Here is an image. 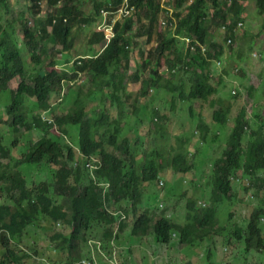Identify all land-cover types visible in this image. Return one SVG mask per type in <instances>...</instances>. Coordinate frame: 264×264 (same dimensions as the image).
<instances>
[{"label":"clouds","instance_id":"1","mask_svg":"<svg viewBox=\"0 0 264 264\" xmlns=\"http://www.w3.org/2000/svg\"><path fill=\"white\" fill-rule=\"evenodd\" d=\"M21 1L26 5V9L30 13V17L33 23H35L36 19L46 20L49 16L48 14L56 12L57 10L63 8V6L66 5L65 0H58L56 4H51L49 2L50 0H42L38 4V13H36L37 16L35 17L30 12V8L32 12L35 11L33 7V1ZM106 1L108 5L103 8L101 12L102 16L96 24H94L93 26H89L83 24L82 22L79 25L76 24L74 27L71 26L69 28L73 34L72 43H74V48L71 51H66L64 46L60 44L55 50V59L57 60L58 64L57 70L66 74L63 76V81L60 82L59 86L56 89H53V91L50 92V95L46 100L44 99V96L40 94V92L37 93L35 91L29 90L28 96L25 97V104L22 108L23 111L19 115V117L14 121L15 125L13 126V123L10 125L9 123L11 122H9L7 123V125L2 127H10L8 129L9 134L5 136L6 141L8 140V137H12L13 140L16 136H20V140H22V130H24V133H32L34 131L38 132L41 135L40 140L48 136L49 134H52L55 137L62 136L61 132L63 131H60L57 128L58 123L56 121V118L58 117H56L55 115L56 111L54 110V106L58 101L63 104H65V102H69V104L72 106L70 109H72V111L74 112L83 110L84 108V110L86 111V121H89V119H87L88 117H106L109 120H107L108 123L106 124L107 129H99V135L104 134L107 130H110V128L118 129L117 133L111 132V138L116 140V147H121V150L117 151L114 149L115 147H110V152L122 154L121 156H119V159L126 166H130V163L127 162L133 155L130 154L128 143L130 142V140L124 139L120 142V138L122 137L124 127H126V125L129 126V130L130 128L141 130L146 126L147 123L145 122L153 117V114L154 116L157 115L156 110L149 112L151 113L150 115H148L149 113L146 114L144 112L135 113L132 110L128 111L129 107L131 109L143 107V97L147 95L149 90L152 91L150 84L155 83L157 80H160V75L156 71H154L155 67L153 69H150L154 72L153 74L149 75V78H147V76H143L144 79L148 80L146 81V85L142 82L141 79L136 83H131L138 84V88L134 92H127L130 94V97L129 99L125 98L126 102H124V114L121 119H119V117L117 116L112 117L109 112H106L108 108L113 107L117 108L118 110V106L116 104L112 105L111 100L106 94L102 95L97 93L96 88L98 87V85H95L90 82V86L84 85L83 87H80L77 91L78 98L76 100L72 98V94H67L66 88V85L68 83H77L79 79H82L84 77L86 79H89L90 74L81 70V68L85 66V63L87 61H96L105 54V52L117 39L116 29L120 23H124V21L126 20H131L133 23V30L130 33V56L133 55L132 50L140 47V41L142 42L143 35L139 36V29H141V27L139 28L140 25L135 24V21H138L140 16H143V14L147 11H145L144 13H139L136 6L133 4V0H122V4L120 5H116L114 0ZM160 2L161 10H159V12H161V17L159 18V22H156V32H166L167 25L169 24L170 27H172V24L175 22V26L171 28V30L175 32L173 36L176 40L175 45L171 50V53H175L176 56H171L169 58L167 56V63L165 62V58H162L160 62H163L170 67V70L166 71L164 74H170L172 77H176L177 75H175L174 73L179 70L182 80L178 86H174V92L169 91V88L173 86L170 84L169 80L163 81L162 84L157 87L161 90L167 91L168 93L170 92L172 95L176 93L180 101L187 103V105L189 104L186 108H183L188 109L189 114L195 112L197 109L196 107L190 105L194 104L195 101H202L208 103L212 108L217 106V108L213 111L214 125L220 126V130L226 129L228 123V116L231 110L226 115H222V105H220L216 101L217 96H208L207 100H201L198 98L193 99L192 97V94L197 90L195 85L192 86L191 84H189L190 78L194 74H196L197 71L196 63L192 60L194 58L196 48H199L201 53L203 54L205 52L206 45L200 43L196 36L187 37L181 36L184 34H176V31L179 28L178 18L176 20L174 15L176 13V10L183 11L186 6H191L194 1L188 0L185 5H182L180 7V9L178 6V8H175V10L171 5L173 3L172 0H161ZM15 3L12 1L11 5H15ZM44 3H46L48 7L46 15H42ZM87 3L92 6L93 10L91 0H86L85 4ZM173 5L175 6V4ZM184 12L182 16L184 15ZM64 20L65 23H70L69 17L64 18ZM170 20H172L173 23H171ZM238 21L239 20H236L235 22H229L228 20L225 23L220 22L219 24L222 29V36L224 37V40H227V44H232L233 40H236L238 30L243 28V22ZM160 22H162L161 26L159 25ZM56 23L57 20L54 19L52 26ZM141 24L145 25V27L143 26V31L147 33V42L151 44L153 42V39L151 40L149 38V33L147 32L149 31L148 20L142 18ZM158 28L162 29L163 31L158 30ZM84 33L86 34V38L80 41V38ZM209 34L210 36H213V34ZM97 35L105 36L104 42L100 46L92 45ZM243 35L246 37L249 36L246 32H244ZM181 38L189 39L190 43H186L185 41L180 40ZM154 40L156 42L157 49L158 36H155ZM180 43L184 44V49L182 51H180L178 48V45H180ZM60 57L64 58L63 65H60L58 62ZM152 57L153 60L158 63V61L155 59L154 53L152 54ZM30 61L34 64L33 72L35 73V70L37 72L39 63L34 59H30ZM45 62L47 63L48 67L51 65L50 60H45L42 64L44 65V67L46 64ZM216 62L217 63H215L214 65L220 67L222 61L219 60ZM69 66L71 67V69H67V67ZM26 67H29L27 63L24 66V70H27L25 69ZM128 70V68H124L122 70V73L126 76ZM137 70L138 74L141 76L140 66L135 70V72H137ZM28 73L32 74V71H29ZM46 73L43 75L44 77ZM133 74L134 72L132 74L130 73V76H126V81L130 80ZM185 74H190V76L186 77ZM210 75L213 76L212 73ZM152 76L154 77L152 78ZM28 78L30 77L25 76V78H21V81L18 80V85H21L22 83L28 84V82H26ZM256 83L263 84L264 81L259 80ZM33 84L34 82L28 85ZM126 84L125 88L127 87ZM185 85L190 86V88L185 90ZM145 87L147 88L145 89ZM84 89H88V92L86 94H84ZM262 90L264 91V87L262 88ZM106 92L109 93L108 90ZM234 93L232 94V96L235 95ZM36 94H38L42 98V101H40L38 97L35 96ZM123 97L124 95L122 96V98ZM102 98H106L108 100L109 105H106L105 101ZM30 99L34 101L35 106L33 107L39 110V113L33 116L32 119H30L29 115L31 107L27 105ZM87 101L89 102L87 103ZM171 103L172 104L170 105L173 106V108L178 107V102L173 101V99H171ZM89 104L94 106V108L90 112L87 111ZM120 109L122 108L120 107ZM118 116H120L119 111ZM191 117H193V115ZM220 117L224 118L223 122L220 121ZM256 118L259 117L256 116ZM244 119L248 121V125L244 129V131L247 132L245 140L249 141L251 131H256L259 128H262L264 130V120L260 124L251 123L247 118L246 114L243 119H241V115H238L235 120V125L232 128L230 134H233V131L243 123ZM154 120L156 121V119ZM114 121L118 122L117 127H114ZM157 125L158 127H162L159 126V124ZM196 126L198 127V131L201 135H204V133H206L207 135V137L202 136L201 138H199L205 141L203 145L208 142L209 135L213 136L212 141L214 143H219L221 141L215 138V134H212V126L208 125L202 119L201 116L199 117ZM16 128H18L19 133L16 132ZM47 129L48 131L47 133H45ZM53 129L57 131L56 134L52 133ZM65 131H67L68 133L69 128H67ZM92 134L95 135V130L92 132ZM133 134H137V132H134ZM172 136L177 137L176 139L178 140L179 147L175 151L174 147L172 146L168 157H164L162 155V152H158L157 149H152L150 151L147 150L143 143V138L138 136L135 137L139 139L140 145H142L143 149L142 151H140V148L138 147L137 150H139V153L137 155H134L140 163V166H137L139 168L138 175L131 179H124V186L132 183L133 185H136V187L141 193L138 194L135 198H130L128 195H125L123 198L126 201L121 203H119L118 200L109 203L108 198L110 197L109 194H111V188L113 186L109 183L100 182L96 186L98 193L97 199H101V201H104L106 207L103 208L102 205L98 204L93 209L89 210L93 213V217L84 220L80 225H78L79 227L76 230H79L80 232L79 239L71 240V244L72 247H74V251L72 250V253L70 255L67 254L65 258L61 260L60 264H144L152 260L154 261L151 264H155L156 260H159L155 258H161L163 263L170 264L168 254L177 255L185 264H191L190 260L192 257V253L194 252L201 253V256L199 258L203 257L205 254V264H213V250L214 247L218 245V242L221 244V246H223V244L229 246L226 250L229 249L230 253H232L231 260L234 264H248L250 261L252 262V264L261 263L260 260L262 257H264V249L259 248V246L257 245L249 247L248 242L250 240L251 235L253 233H256V229L258 231L257 235L261 240V245L264 248V214L261 213L264 210V197L260 195V193H262L261 189L262 187H264L262 181L264 175L257 174L256 172L255 175L245 174V167H242L240 169L242 172H236L234 176L235 180H232L231 178V184L234 187V194L232 197L228 199L218 198L216 199L218 203L213 204L210 201L214 200L211 195L212 188H208V184L205 185V187L200 186L202 187L201 194L205 201L202 200L204 202L202 204L200 203L199 205L198 200L194 198L188 199L187 206L184 207L185 215L181 217L177 215L174 210L181 207H177L176 204H180V201L186 198L187 195L186 193H173L168 199H166V202H162L161 204H159L161 208H164V206L165 208H167L168 204L172 205L170 213H167V215H163L161 218H158L153 224V228L151 230L149 229V225L152 223V219L146 211L153 208L152 201L157 200V198L154 197L155 193L151 191H146L145 194L148 195L149 199L142 201L141 197L142 195H144L145 187L140 188L138 185L140 183L154 181L158 184L159 188H163L166 183L165 180L162 178L161 173H163L167 168H171L168 169L167 172H175V170L182 172V175H178L180 179L186 178V174L196 169L195 163L193 162V164H191L188 161L190 153H192L188 148L191 143V140L188 135L180 131H176V133ZM75 137L67 136L66 139L70 138L74 146H72L70 143L68 144H70L71 147L74 149V153L80 156L76 145L79 139L76 135ZM160 137L161 134H159V138ZM6 141L4 145L7 152L4 151L3 153H0V164L9 165L13 169V172L9 174V181H12L13 183H8L6 179L0 175V195L2 193L4 194L5 198L10 202L8 205L14 206L15 201L17 200L21 201L24 206L32 205L33 207H37L38 210L48 211L50 209H53V206H57L58 204L62 205L64 202L74 201L75 199H80L83 201L85 200L87 191L79 190L76 183L77 163L74 161V159L73 161H70L69 170L65 173V175L63 173L64 176H62L61 179H59L58 173L62 170V167L56 166V160L58 155L57 152L49 153L50 160L55 161V163H53L54 166H49L46 163L34 165L24 164L18 169H15L14 165L19 161H23V155L28 154L30 152V149L34 148L39 141L33 145H30L29 147H25V149L23 150L22 148H20L19 150H22V152L19 153L20 157L18 158H16L18 155L14 153L13 150L17 148L19 140L12 141L10 143H6ZM249 144L250 143H248L247 146H244L248 147ZM219 145V148H221L222 143H219ZM180 146L183 147L182 151H180L179 149ZM125 151L126 154L128 152L127 155L123 154V152ZM225 151H232L229 142L226 147L220 149V153H224ZM182 153L183 157L186 158V165L184 167L177 168L180 163L174 165L173 156L177 154L181 155ZM122 156L123 158H121ZM228 156L231 157V155ZM217 157L220 158V155L218 153ZM182 163L185 164L184 161ZM84 166L85 169L88 171L89 175L93 177L95 176V174H97L98 172H102L106 168L104 166L103 159L98 156L90 157L89 160L85 161ZM213 166L214 163L210 166V171L213 169ZM153 167L160 170L157 175L152 173ZM222 167H224V165H222ZM183 171L187 173L184 174ZM16 175L19 177L20 181H15L13 179V177ZM151 176L155 177L153 178ZM207 181L208 183L210 182L209 178L207 179ZM82 185L86 186L87 184L85 181H82ZM237 185H239L241 189H244V191L245 188H250L255 192L248 193L247 191H245L247 192L250 201H256L257 199L260 200L258 206L250 204L252 206V210L242 222L237 221L238 205H233L220 210V206L223 203L232 202L236 199L237 196L235 192L238 189ZM255 187L256 190H254ZM8 190H12L14 198L17 197L15 201L11 199ZM173 198L176 200H174ZM2 204H7V202L4 201ZM138 204H143L146 207V210L143 211L142 209H137ZM193 208L199 211L197 218L206 216L211 222L212 230L210 231L209 235H204L200 233L197 229L192 226V222L194 220ZM73 215L74 214L70 212L67 208H64L61 214L57 213L55 215V217L57 218V221L55 223H52L48 217L44 215H39L38 218L34 220L30 225H28L23 231L22 235L24 236V238L29 234L30 229L44 228L55 230L50 231L52 232L51 235H47L50 232L45 233L43 235V238H45L44 241H40L39 243L34 242V244L30 246L31 252L27 251L26 258H22L23 255L19 254L15 250L17 260H27L31 257H38L41 253H47V249L52 248L54 245V242H52V238L56 233L66 235L70 239L74 234L71 233V231L75 227V224L73 222V220L75 219L72 218ZM132 217L133 220H131L136 222L133 223L129 234L127 233V228L129 227L128 221L129 218ZM235 220L237 221V225L234 224ZM69 222H71L70 225H68ZM241 224L243 225L240 226ZM105 231L106 234L111 232L113 236L111 238H108L107 235L104 236ZM213 231H215V235H212L211 232ZM217 236L218 240L216 239ZM133 251L138 252L141 255L140 258H137L136 261H134L133 257L128 260L127 257L124 258L122 255L123 252H125L126 254L127 252H129L130 255H132ZM0 252L3 258V255L5 254V249L2 241H0ZM149 252H151V255H149L148 257L145 256V254ZM162 252H165V254H163Z\"/></svg>","mask_w":264,"mask_h":264},{"label":"trees","instance_id":"2","mask_svg":"<svg viewBox=\"0 0 264 264\" xmlns=\"http://www.w3.org/2000/svg\"><path fill=\"white\" fill-rule=\"evenodd\" d=\"M34 12H30L35 17L38 4L42 0H32ZM58 0H50L51 4H56ZM66 5L56 12L48 14L46 20L36 19L35 23L32 22L31 15L25 7L20 9L17 5H11V0H0V128L10 125L19 117L22 113V108L25 104V97L28 96L29 90L40 92L46 100L50 92L56 89L60 82L63 81V76L66 75L63 72L57 70V60L55 59V50L58 45L62 44L66 51H71L74 48L72 43V32L70 27H74L76 24H83L93 26L98 22L102 16V10L107 6L106 0H91L93 5L92 15L88 16L82 9L86 0H65ZM116 5L122 4V0H114ZM161 0H133V4L136 6L141 15L135 24L140 25L141 33L147 34L143 31L145 25L142 23V18L148 20L149 23V38L154 40L156 35V22H159L161 10ZM188 0H172L173 4L181 7L185 5ZM191 6H186L185 9L176 10L175 19L178 18V30L176 34H184L181 36H196L198 41L206 45L205 52L202 54L199 48H196L194 58L192 61L196 63L197 72L189 81V84L196 86V91L192 94L193 99L207 100L208 96H217V102L222 105V115H226L232 109L231 103H226L221 97L218 96L219 90L214 83V76H211V67L214 66L216 61H219L224 54L225 48L216 42L217 49L212 50L215 46L211 39L214 36H210L209 30L214 25H217V19L222 23L228 20L236 21L240 19L244 11V7L241 5L240 0H193ZM260 7H264V0H258ZM210 8L213 9V13H210ZM186 13H185V12ZM159 12V13H158ZM184 12V15L182 16ZM159 15V17H158ZM182 16V18H181ZM69 17L70 23H65L64 18ZM181 18V19H180ZM56 19L57 23L52 26L53 20ZM180 19V20H179ZM173 23L172 20H170ZM144 26V27H143ZM175 26V22L167 25L166 32L157 33L158 46L154 51L155 59L160 63L162 58H165V62H168L166 58L171 53L172 48L175 45V37L171 28ZM155 27V29H154ZM264 28V24H263ZM133 30V23L131 20H126L124 23H120L116 29L117 39L105 52V54L96 61H87L85 66L81 70L90 74L89 80L95 85L98 94H106L111 100L112 105L116 104L120 112L119 119L124 114V102L125 98L129 99L130 94L127 93L124 81L126 76L122 73L124 68L130 66V33ZM105 36H96L92 45H102ZM227 40H225L226 42ZM227 43V42H226ZM230 49L235 53L241 51L243 47L237 46V41L233 40L232 44H228ZM34 59L39 63L37 72L29 74L27 70H24L26 65V59ZM50 60L51 65L45 69L43 62ZM229 60V59H226ZM126 63V64H125ZM47 71V73H46ZM240 70L237 69L238 73ZM243 72V70H241ZM46 73L45 77L43 76ZM30 78L36 77L33 85L22 83L18 85V78ZM137 72H134L132 83L140 81L141 76ZM154 76H152L153 78ZM224 78L219 75L218 84L224 82ZM212 80V81H211ZM146 79H142V82L146 85ZM257 82V81H256ZM144 85V86H145ZM108 90L109 93L106 91ZM170 92H174L175 88L172 86L169 88ZM255 90L249 87L244 93L253 97ZM95 93V92H94ZM124 97L122 98V96ZM242 94H235L231 99L239 100ZM40 101L42 98L36 94ZM120 107L122 109H120ZM84 110L72 111L68 115L56 118L58 123L57 128L61 132L62 136H54L49 134L41 139L34 148L30 149V152L24 156L23 161H19L14 165L15 169L20 166L34 165V164H48L54 166V160H50L49 153H58L56 166L62 167V170L58 173L59 179L65 175L69 170L70 161L77 163L76 176L77 186L79 190L87 191L85 200L75 199L74 201L64 202L62 205L53 206V209L48 211L38 210L37 207L32 205H23L21 201H17V197H13L12 190H8L11 199L15 201L14 206L8 205L10 202L5 198L4 201L7 204H0V241L3 242L5 254L3 255L0 264H18L21 259L17 260L15 250L23 255L22 258L27 257V250L19 248L24 236L22 235L25 228L30 225L39 215L48 217L52 223L57 221L55 215L61 214L64 208H67L74 215L72 216L75 224L71 233H74L69 239L66 235L56 233L52 242L54 245L52 248L47 249V253L43 256L36 257L35 260L27 261L29 264H60L61 260L68 254L70 255L74 247H72L71 240L79 239V230H76L84 220L93 217V213L89 211L96 205L100 204L105 208L104 201L97 199V185L100 182L109 183L113 187L111 188V194L108 198V202L118 200L119 203L126 201L123 197L128 195L130 198H135L141 192L136 185L132 183L124 186V179H131L138 175V167L140 166L137 158L132 155L128 163L130 166H126L120 159L118 153H111L110 147H115L117 151L121 150V147H116L117 142L111 138V132L117 133L116 128H110L104 134L99 135V129H107L106 124L108 119L88 117L89 121L85 119ZM241 119L246 116V110L243 108L240 110ZM220 117V121H224V118ZM108 120V121H107ZM13 121V122H12ZM114 127L118 125L117 121H114ZM248 125V121L244 119L243 123L233 131L228 142L232 151L221 152L220 158L215 160L213 169L210 171V187L212 188V198L210 200L213 204L218 203L216 199H228L233 196L234 187L231 184V178L235 176L237 171H241L242 164L245 165V174L264 175V130L262 128L256 131H251L249 146H244L245 136L247 132L244 131ZM69 128V131H65ZM95 130V135L92 132ZM48 129L45 131L47 133ZM16 132L19 133L18 128ZM71 133V134H69ZM9 133H7L8 135ZM74 134V135H73ZM79 139L76 143L79 155L74 153V149L68 144L67 136L75 137ZM55 138V139H54ZM76 138V137H75ZM5 136L0 131V153L7 152L5 148ZM15 146V144H14ZM180 151L183 147L180 146ZM124 155L126 151L123 152ZM228 155H231L229 157ZM92 156H98L103 159L104 166L106 167L102 172H98L95 176H90L85 169V161L89 160ZM173 164L178 165L177 168L184 167L186 165V158L181 155H174ZM185 162L183 164L182 162ZM224 165V167H222ZM0 175L3 176L8 183L9 174L13 172V169L9 165L0 164ZM160 170L153 167L152 173L157 175ZM57 173V171H56ZM64 173V175H63ZM184 174L187 172L183 171ZM155 177V176H151ZM15 181H20L16 175L13 177ZM82 181L86 182V186L82 185ZM264 184V178H263ZM24 182V181H23ZM206 182V185L208 184ZM197 186L200 187L198 183ZM239 187V185H237ZM248 193H255L250 188H245ZM194 211V220L192 226L204 235H209L212 230L211 222L206 216L197 218L198 210ZM264 214V210L261 212ZM69 222L68 225H70ZM256 233H253L248 242L249 247L257 245L259 248L264 249L261 245V240ZM108 238H111L113 234L111 232L105 234ZM64 256V257H63ZM147 264V263H144Z\"/></svg>","mask_w":264,"mask_h":264},{"label":"rangeland","instance_id":"3","mask_svg":"<svg viewBox=\"0 0 264 264\" xmlns=\"http://www.w3.org/2000/svg\"><path fill=\"white\" fill-rule=\"evenodd\" d=\"M12 1L14 3L16 2L15 5H17L18 9L22 7L26 8V5L21 0H11V2ZM240 3L244 7V11L243 13H241L242 15L240 16V19H238V22H243L244 25L242 29L238 30L236 37L237 46L243 47L240 52L235 53L225 42L224 37L222 36V29L219 26L221 22L219 19H217V25L211 27L209 32L214 36V38L211 39V41H213V43L215 44V46L212 47V50L217 49L216 42L225 48L224 54L220 59L222 61L221 66L218 67L217 65H214L211 67V73L214 76V83L217 85L219 90L218 96L221 97L226 103H231L233 105L231 112L228 116L227 128L224 130H220V126L214 125L213 111L217 108V106L212 108L208 103L202 101H195L194 104L190 105L196 107L197 109L195 112L189 114L188 109H183L186 108L189 104L187 105V103L180 101L176 93L172 95L170 92L168 93L167 91L161 90L157 87L160 86V84H162V82L165 80H169L170 84L173 86H178L182 78L180 76L179 70L174 73L175 75H177L176 77H172L170 74H164L166 71L170 70V67L163 62L157 63L153 60L152 54L156 49L155 40H153V42L150 44L147 42L146 34H143L142 42L140 41V47L132 50L133 55L130 56V68L126 73V76H130V73L132 74L133 72H135V70L140 66L141 80L144 79L143 76H147V78H149V75L153 74L154 71H156L164 80L160 78V80H157L155 83L150 84L152 91L149 90L147 95L143 97V107L133 109H131L130 107L128 108V111L132 110L135 113L144 112L146 114L152 112L153 110H156L157 115L154 116L153 114V117L145 122L147 124L141 130H137L134 128H130L129 130V126L126 125V127H124L122 137L120 138V142L124 139H129L130 142L128 143L130 154L137 155L139 153V150H137L138 147L140 148V151L143 150L142 145H140L139 139L135 138L136 136H138L143 138L142 140L147 150L150 151L152 149H157L158 152H162V155L164 157H168L172 146L174 147L175 151L179 147L178 140L176 139L177 137H173L172 135L175 134L176 131H180L184 134H187L191 140V143L188 148L192 153H190L188 161L191 164H193L194 162L196 167L195 170L186 174V178L183 179H180L178 177V175H182V172L177 170H175V172H167L168 169H171L167 168L163 173H161V176L166 183L163 188H159L158 184L154 181L140 183L138 185L140 188L145 187L144 195H142L141 197L142 201L149 199L148 195L145 194L146 191H151L155 193L154 197L157 198V200L152 201L153 208L146 211L152 219V223L149 225L150 230L153 228V224L158 218H161L163 215H167V213H170L172 205L168 204L167 208H165V206L164 208H161L159 204H161L162 202H166V199H168L173 193H186L187 195L186 198L180 201V204H176L177 207L181 206L180 208H178L179 210H174L175 213L181 217L185 215L184 207L187 206L188 199L194 198L198 200L199 205L200 203L202 204L205 201L201 194V188L205 187L207 179L210 177V166L214 163L216 159H218L217 153L221 155L220 149L226 147V145L228 144V139L231 135V130L235 125V120L238 117L241 109L244 108L246 110L247 118L251 123L260 124L264 120V91L262 90V88L264 87V83H256V81L259 80L264 81V7H260L258 0H240ZM171 5L174 10L175 8H178V5L176 4L175 6L173 5V3ZM43 6L44 9L42 15H46L48 11L47 4L44 3ZM83 10L88 16L92 15V6L89 3L83 6ZM210 13H213L212 8H210ZM230 21L231 20H229V22ZM159 25L161 26L162 22H160ZM158 30L163 31L159 28ZM244 32L248 33L249 36H244ZM140 33L141 31H139V34ZM157 33L155 35L156 37ZM85 38L86 34L84 33L81 36L80 41L84 40ZM180 40H183L186 43H190V40L187 38H181ZM178 48L180 51H182L184 49V44L180 43V45H178ZM167 56L169 58L171 56L174 57L176 55L172 52ZM26 62L29 67H26L25 69L33 72L34 64L30 61L29 58L26 59ZM58 62L60 65H63L64 58L60 57ZM45 67H48L47 63L45 64ZM154 67L155 70L151 71L150 69H153ZM67 69H71V67L69 66L67 67ZM237 69L240 70L238 73H236ZM241 70H243V72H241ZM219 75L224 78V82L222 84L217 83V81L219 80ZM185 76L188 77L190 76V74H185ZM35 79L36 78H28L26 82H28V84H31L35 81ZM126 80L127 79H125L124 81V84L127 83L126 91L134 92V90L138 88V84H131V80ZM19 81H21V78L19 79ZM90 82L91 81H89V79H86L84 77L82 79H79L77 83H72L73 85L71 83H68L66 85L67 94H72V98L76 100L78 98L77 91L79 90V88L83 87L84 85L90 86ZM249 87H252L255 90L253 97L244 93L248 90ZM146 88L147 87H145V89ZM184 88L185 90H187L188 88H190V86L185 85ZM87 92L88 89H84V94H86ZM234 92L242 94L239 100L231 99L232 96L230 95ZM102 99L105 101L106 105H109L108 100L106 98ZM171 99H173V101L175 102H178L177 108H173V106L170 105L172 104ZM88 102L89 101H87V103ZM27 105L31 107L29 115L30 119H32L33 116L39 113V110L33 107L35 105L32 99H30ZM71 107L72 106L69 104V102H65V104H63L58 101L54 106V110L56 111V117H63L68 115L72 111V109H70ZM93 108L94 106L89 104L87 111L90 112ZM118 111L119 110L114 107L108 108L106 110V112H109L112 117H118ZM150 114L151 113H149L148 115ZM192 115L193 117H191ZM200 116L208 125L212 126V134H215L214 136L217 140H221L219 142L222 143L221 148H219V143H214L212 141V135L208 136V142L205 145H203L205 141L203 139H199L202 136L207 137L206 133H204V135H201L198 131V127L196 126V123ZM256 116L259 118H256ZM154 119H156V121ZM157 124L162 127H158ZM9 128L10 127L0 128V131L3 133L4 136H6L9 132ZM134 132H137V134H133ZM22 133V140H20V136H16L13 140L12 137H8V140L6 141V143H10L12 141L19 140L17 148L13 150V152L18 155L16 158L20 157L19 153L22 152L25 147H29L30 145L35 144L41 138V135L36 131L32 133H24V130H22ZM52 133L56 134L57 131L53 129ZM159 134H161L160 138ZM67 141L72 146H74L70 138H67ZM248 142V140H245L244 145L247 146ZM20 148H22V150H19ZM121 155L122 154H119V156ZM121 158H123V156ZM242 167L244 168L245 165L242 164ZM232 180H235L234 176L232 177ZM196 183L200 184V186L202 187L197 186ZM208 188H210V183ZM254 190H256V187L254 188ZM261 190L262 193H260V195L264 197V187H262ZM235 193L237 196L236 199L232 202L223 203L220 206V210L233 205H238L237 221L242 222L252 210L251 205L258 206L260 200L257 199L256 201H250L247 192H245L244 189H241V187H238ZM4 199L5 196L2 193L0 195V204L4 202ZM137 209H142L144 211L146 210V207L143 204H138ZM131 219L133 220V217L129 218L128 221L129 227L127 228V233L129 234L133 223L136 222L132 221ZM237 221H234L235 225H237ZM242 225L243 224H241L240 226ZM54 230L55 229L44 228L30 229L29 234L23 239L22 243L19 245V248L26 249L27 251L31 252L30 246L33 245L34 242L39 243L40 241H44L45 238H43V235L47 232ZM211 233L212 235H215V231ZM51 234L52 232L48 233L47 235ZM216 239L218 240V236L216 237ZM228 247L229 246H226L224 244L223 246H221V244L218 242V245L215 246L213 250V264H234L231 260L232 253H230L229 249L226 250ZM162 253L165 254V252ZM44 254L46 253H41L39 256H43ZM122 255L124 258L127 257L128 260L133 257L134 261H136L137 258H140L141 256L138 252L135 251H133L132 255H130L129 252H127V254L123 252ZM149 255H151V252L145 254V256L147 257ZM168 256L170 264H185L177 255L168 254ZM200 256V252L192 253L190 263L205 264V254L203 257L199 258ZM1 259L2 254L0 252V260ZM35 259L36 257H31L27 260L20 261L19 264H29L27 261ZM155 259H159L156 260L155 264H168L163 263L161 258ZM153 261L154 260L146 263L151 264ZM263 261L264 257L261 258L260 264H263ZM35 262L37 261L35 260ZM248 264H252V262L250 261Z\"/></svg>","mask_w":264,"mask_h":264},{"label":"crops","instance_id":"4","mask_svg":"<svg viewBox=\"0 0 264 264\" xmlns=\"http://www.w3.org/2000/svg\"><path fill=\"white\" fill-rule=\"evenodd\" d=\"M136 90H137V88L134 91H136Z\"/></svg>","mask_w":264,"mask_h":264}]
</instances>
